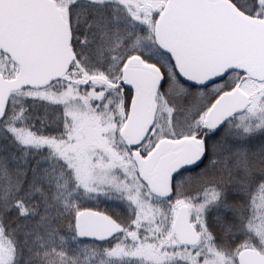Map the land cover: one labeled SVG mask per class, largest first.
<instances>
[{
  "label": "snow or ice",
  "instance_id": "obj_1",
  "mask_svg": "<svg viewBox=\"0 0 264 264\" xmlns=\"http://www.w3.org/2000/svg\"><path fill=\"white\" fill-rule=\"evenodd\" d=\"M0 264H264V0H0Z\"/></svg>",
  "mask_w": 264,
  "mask_h": 264
}]
</instances>
